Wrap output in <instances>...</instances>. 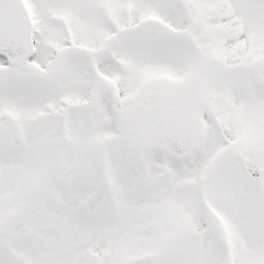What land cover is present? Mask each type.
<instances>
[{"label":"snow or ice","instance_id":"snow-or-ice-1","mask_svg":"<svg viewBox=\"0 0 264 264\" xmlns=\"http://www.w3.org/2000/svg\"><path fill=\"white\" fill-rule=\"evenodd\" d=\"M0 264H264V0H0Z\"/></svg>","mask_w":264,"mask_h":264}]
</instances>
